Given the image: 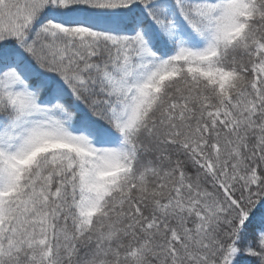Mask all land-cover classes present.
Segmentation results:
<instances>
[{"label":"snow or ice","instance_id":"1","mask_svg":"<svg viewBox=\"0 0 264 264\" xmlns=\"http://www.w3.org/2000/svg\"><path fill=\"white\" fill-rule=\"evenodd\" d=\"M0 264H264V0H0Z\"/></svg>","mask_w":264,"mask_h":264}]
</instances>
